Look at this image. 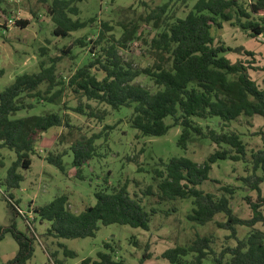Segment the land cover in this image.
<instances>
[{
	"label": "trees",
	"instance_id": "obj_1",
	"mask_svg": "<svg viewBox=\"0 0 264 264\" xmlns=\"http://www.w3.org/2000/svg\"><path fill=\"white\" fill-rule=\"evenodd\" d=\"M3 1L0 0V13L4 15L7 25L13 17L5 14V9L1 7ZM77 1L80 0H50L47 3L46 13L53 24V36L68 37L96 20L94 16L84 20L77 18ZM170 1L157 5L144 18L146 29H157L147 40L148 53L155 58L153 63L133 67L118 55V48L126 47V43L134 38L138 29L135 23H121L123 31L120 37L116 39L110 35L111 41L102 45L103 30H112V26L104 21L101 22L102 31L95 40L90 41L89 52L94 54L97 49V54L75 68L66 81L57 72L58 62L63 54L71 53L75 45L85 46V37L64 45L61 53L49 58V62L39 60L37 72L16 75L0 91V150L8 149L15 154V159L6 169L5 178L0 182L6 191L20 187L23 175L19 169L30 167L31 155L36 152L35 143L40 135L51 127L72 128L70 115L65 110L94 116L92 112L85 111V108H90L87 103L69 107L65 102L56 111L14 116L17 111L30 108L32 101L57 105L62 94H65L64 90H69L79 99L103 103L112 110L131 108L130 124L140 135L161 136L170 127L179 126L181 131L177 145L181 148H186L192 134L208 138L216 145L200 164L183 156L173 157L166 162L159 159L151 171L152 180L155 181L159 199L191 200L192 207L186 214L191 222L204 225L212 221L215 214L223 213L226 219L217 224L230 231L227 238L236 241L235 245H226L216 251L211 234H196L187 244H174L163 250L160 256L171 264H204L208 256H211L214 264H264V232L254 227L257 222H264L261 213L264 196L260 190L264 180V132H257L262 145L248 151L239 132L225 130L230 121L238 120L240 116L246 118L248 125H251L250 119L254 115L264 117V79L259 84L251 77V61L238 59L232 62L226 56L232 49L222 42L216 43L211 33L212 27L221 28L227 22L238 26L252 38L263 34L264 0L250 1L248 4L243 0H197L184 16L171 12ZM28 23L27 19H12V24L21 28ZM6 25L2 27L6 29ZM41 51L45 54L46 48L41 47ZM244 53L253 56L251 51L244 50ZM95 71L102 72V76L98 77ZM3 72L0 69V76ZM140 75L148 77L152 87L136 83L135 79ZM212 117L221 121L219 131L196 121ZM99 118H102L101 115ZM166 118L171 122L166 123ZM105 128L112 129L113 126L105 125ZM104 133H92L69 146L77 175L80 167L95 154V142ZM66 152H48L44 159L64 171L62 155ZM0 156L3 157L1 153ZM225 159L244 162L246 175L241 176L240 180L245 187L257 192L254 201L250 196L244 198L251 210L249 218H240L233 213L230 198L234 187L221 185L223 194L219 196L197 187L209 178L212 164ZM3 165V158H0V167ZM142 193L151 195V186L148 185ZM94 197V204L77 213L70 211L66 194L37 205L32 211L40 221L49 222L45 235L54 238L94 236L101 225L112 223L149 230V222L157 212L154 207L147 208L136 194H131L127 190V182L110 190L107 186L98 189ZM6 201L13 217L20 214L21 210L11 197H7ZM171 210L175 211V208ZM238 225L249 227L243 238L236 236ZM6 232L11 233L18 247L13 258L5 264H24L33 254L35 236L16 229L14 223L0 230V239ZM104 247L109 246L104 244ZM148 248L146 243L138 264H144L151 257ZM111 252L99 251L95 259L87 257L80 264H129ZM65 254L73 255V252L65 250Z\"/></svg>",
	"mask_w": 264,
	"mask_h": 264
},
{
	"label": "rangeland",
	"instance_id": "obj_2",
	"mask_svg": "<svg viewBox=\"0 0 264 264\" xmlns=\"http://www.w3.org/2000/svg\"><path fill=\"white\" fill-rule=\"evenodd\" d=\"M50 0H4L1 7L6 15L12 19H27L29 23L21 28L15 24H7L4 15L0 13V69L4 72L0 76V91L9 85L14 77L22 73H32L39 70L38 61L59 55L62 47L77 38L85 37V46L75 45L71 53L63 54L58 62L57 72L66 81L75 68L82 65L89 57L97 54L89 52L90 41L95 40L99 31H102L101 22H107L112 30H103L102 45L111 41L110 35L116 39L120 37L123 29L121 23H135L137 32L132 40L126 43V47L118 48V55L123 61L133 67H145L155 60L148 53L147 40L151 38L157 29L147 28L145 16L157 5L169 0H80L75 4L79 8L77 18L84 20L94 16L95 21L83 29L70 33L68 37L53 36L51 31L53 24L46 13V5ZM171 0V12L177 16H184L197 0ZM255 0H243L245 3ZM169 13V12H168ZM75 17V18H76ZM6 25L7 28L4 29ZM4 28H3V27ZM215 36V42H222L232 50L226 56L232 61L244 59L251 61L250 75L259 84L264 79V42L247 38L238 26L224 22L221 29L215 26L211 28ZM264 40V33L261 38ZM45 47V54L41 51ZM251 50L253 56H247L244 50ZM256 49V50H252ZM98 77L102 72L95 71ZM136 83L152 87L148 77L140 75L135 79ZM58 104L50 102L32 101L30 108L17 111L15 117H23L42 114L58 110L65 102L69 107H75L79 103L90 105L86 112H92L94 116L79 114L72 110H65L70 115L69 122L72 128L51 127L42 133L35 143V154L31 155V165L28 169L20 168L23 175L20 187L6 191V187L0 182V230L11 227L14 223L16 229L31 232L35 236L33 242V254L24 264H80L84 258H96L97 252L105 251L122 258L129 264H138L148 243V251L151 257L144 264H171L160 254L163 250L174 244H187L196 234H211L214 239L212 244L216 251L226 245H235L233 238H227L230 231L218 226L226 217L223 213L214 215L212 221L201 225L187 220L186 214L192 205L190 199L163 200L157 196L155 181L152 180V169L157 166L159 159L168 161L173 157H188L197 163H202L216 145L208 138L192 134L186 148L177 145L181 128L172 126L161 136H143L130 124L131 108L121 107L112 110L109 106L95 101L79 99L69 90H64ZM27 101V100H26ZM63 108V107H62ZM101 115L102 118H99ZM201 125H210L215 130H220L221 121L217 117L208 119H196ZM251 125L246 123V118L240 116L238 120L230 121L225 130H235L241 134L248 151L262 145L258 131L264 132V117L254 115L250 119ZM166 123L171 122L169 118ZM105 125L113 126L112 129ZM105 132L96 140L95 154L87 163L77 168L72 165L73 155L69 146L76 140L84 139L92 133ZM62 155L64 171L44 159L48 152ZM0 153L4 165L0 167V181L6 176V169L15 159L13 151L1 149ZM245 164L243 161H231L229 159L218 160L212 164L209 178L197 185L205 192L221 195V185L234 187V193L230 198V206L233 213L240 218H249L251 210L245 201L250 196L254 201L257 197L256 190L245 187L240 180L245 176ZM142 168L141 170H138ZM217 181V182H216ZM127 182V190L136 194L147 208L154 207L157 212L149 222V230L139 227H131L126 224L112 223L101 225L94 236L84 238H54L45 235L49 222L40 221L33 213V207L48 203L54 197L66 194L68 206L71 212L77 213L87 206L95 203L94 192L107 186L108 190ZM150 185L152 194L145 196L143 190ZM261 195L264 196V180L260 184ZM229 196V195H227ZM11 197L22 214L13 213L7 204L6 198ZM175 208V211L171 209ZM264 217V204L261 207ZM13 217V219H12ZM255 228L264 232V222H257ZM249 230L246 226H236V236L243 238ZM104 244L109 247L105 248ZM17 243L10 232H6L0 239V264L15 255ZM65 250L72 251L73 255H66ZM204 264H214L211 256L204 259Z\"/></svg>",
	"mask_w": 264,
	"mask_h": 264
},
{
	"label": "crops",
	"instance_id": "obj_3",
	"mask_svg": "<svg viewBox=\"0 0 264 264\" xmlns=\"http://www.w3.org/2000/svg\"><path fill=\"white\" fill-rule=\"evenodd\" d=\"M223 26H224V23L222 24V27L221 28H219V29H221L222 30V28H223ZM243 34L244 35H246L247 36V34L245 33V32H243ZM248 37H250V36H247V38ZM251 39H256V41H260V42H264V40L263 39H260L261 38V34L259 35V36H257L256 38H252V37H250ZM252 50H256V49H252ZM247 51H249L248 49H247ZM251 51V50H250ZM257 51V50H256ZM242 60H244V59H242Z\"/></svg>",
	"mask_w": 264,
	"mask_h": 264
},
{
	"label": "built area",
	"instance_id": "obj_4",
	"mask_svg": "<svg viewBox=\"0 0 264 264\" xmlns=\"http://www.w3.org/2000/svg\"><path fill=\"white\" fill-rule=\"evenodd\" d=\"M8 23L12 24V19L11 18L8 20ZM20 213L22 214V211H20Z\"/></svg>",
	"mask_w": 264,
	"mask_h": 264
}]
</instances>
